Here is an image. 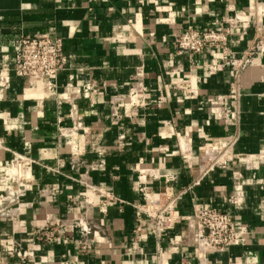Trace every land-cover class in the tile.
<instances>
[{
  "label": "crops",
  "instance_id": "obj_1",
  "mask_svg": "<svg viewBox=\"0 0 264 264\" xmlns=\"http://www.w3.org/2000/svg\"><path fill=\"white\" fill-rule=\"evenodd\" d=\"M186 29L226 41L178 52ZM42 33L67 68L16 76L14 40ZM20 156L0 264H264V0H0V177ZM162 197L180 219L158 233ZM205 209L236 244L207 246Z\"/></svg>",
  "mask_w": 264,
  "mask_h": 264
},
{
  "label": "built area",
  "instance_id": "obj_2",
  "mask_svg": "<svg viewBox=\"0 0 264 264\" xmlns=\"http://www.w3.org/2000/svg\"><path fill=\"white\" fill-rule=\"evenodd\" d=\"M225 41L224 31L186 29L175 36L173 45L178 52L188 51L199 54L204 49L209 48L213 53L215 49L223 46ZM258 50L261 51V48L258 47ZM13 52L14 74L28 79L55 77L58 72L67 68L70 58L64 54L61 40L48 33L20 34L14 40ZM30 170L31 160L22 156L14 157L5 169V177H0V192H3L6 196L9 194H11L10 196L20 195L22 191L13 189V184L16 188L21 185L20 188L25 189L24 186H27L26 184L30 180ZM166 201L165 203L164 197L161 198V201L158 199L159 207L152 215L158 233L171 229L180 219L176 210V198H166ZM9 215L8 211L0 209V217ZM189 220L203 234L205 243L211 249H226L238 242L234 234L233 219L226 211L217 209L200 210L189 217ZM84 233V235L87 234L86 231Z\"/></svg>",
  "mask_w": 264,
  "mask_h": 264
}]
</instances>
